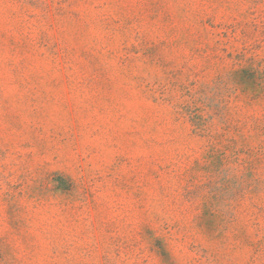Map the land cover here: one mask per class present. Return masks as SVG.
<instances>
[{
  "label": "rangeland",
  "instance_id": "rangeland-1",
  "mask_svg": "<svg viewBox=\"0 0 264 264\" xmlns=\"http://www.w3.org/2000/svg\"><path fill=\"white\" fill-rule=\"evenodd\" d=\"M0 264H264V0H0Z\"/></svg>",
  "mask_w": 264,
  "mask_h": 264
}]
</instances>
